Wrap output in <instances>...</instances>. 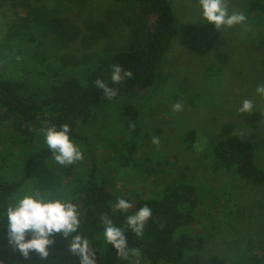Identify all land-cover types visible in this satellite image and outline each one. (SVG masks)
I'll use <instances>...</instances> for the list:
<instances>
[{"label":"rangeland","instance_id":"rangeland-1","mask_svg":"<svg viewBox=\"0 0 264 264\" xmlns=\"http://www.w3.org/2000/svg\"><path fill=\"white\" fill-rule=\"evenodd\" d=\"M170 1L180 32L189 35L204 22L198 0ZM251 2L227 0L229 11L243 12L247 20L222 28L220 39L206 54L175 40L157 70V83L128 98L140 112L143 143L137 157L145 151L160 152L169 160L165 173L142 184L133 182L130 172H139L134 165L130 172L114 170L126 139L120 118L112 111L114 101L88 121L99 166L111 169L112 185L130 198L157 196L182 180L200 187L197 217L208 238L207 252L233 264L244 260L246 252L252 257L264 240V184L252 185L213 170L205 150L222 137L239 134L253 142L264 167V96L256 93L264 83V20L250 11ZM150 22L148 0H0V77L5 72L35 90H47L66 72L84 77L98 59L141 47ZM244 99L253 101L252 112H239ZM177 103L182 105L179 111L174 108ZM5 127L0 121V155L10 146L1 135ZM191 130L196 141L188 147L184 137ZM51 156L45 167L55 163ZM20 157L9 158L11 163L1 173L11 170ZM40 178L41 186L52 181ZM31 181L26 188L35 189V174ZM51 185V195L56 196L64 183Z\"/></svg>","mask_w":264,"mask_h":264},{"label":"trees","instance_id":"trees-1","mask_svg":"<svg viewBox=\"0 0 264 264\" xmlns=\"http://www.w3.org/2000/svg\"><path fill=\"white\" fill-rule=\"evenodd\" d=\"M249 9L259 20H264V0H252ZM148 11L151 22L144 44L98 59L90 65L84 77L66 72L53 79L47 90H35L23 81L7 77L5 72L0 77V121L7 128L1 135L10 144L3 152L7 155H0V169L11 163L9 158L21 156L11 165V170L3 173L0 170V213L16 193L32 183L31 178L35 174V188L39 191L50 187L51 194V183H64L57 188L56 195L69 199L79 207V231L96 250V264H128L117 255L113 246L103 241L100 218L109 217L118 226L126 227V216L145 205L151 208L152 215L143 235L136 236L130 230L125 233L129 246L141 251V256L134 258L139 259L140 264H233L218 253L207 252L208 238L197 217L202 195L200 187L182 180L157 196L141 195L132 199L112 185L111 169L99 166L90 141L88 121L104 104L114 101L111 110L117 112L126 137L115 158L117 166L114 170L130 172L128 170L134 165L139 172H130L133 182L144 184L147 179L165 173L169 165L168 157L160 152L149 154L145 151L137 157L143 143L140 112L128 98L139 96L140 91L148 90L157 83V70L175 40L188 44L198 54H206L220 39L222 29L217 30L202 22L185 35L178 29L177 14L170 0H148ZM50 22L55 23L53 20ZM32 36L34 33H30L31 41ZM15 60V63L20 62L18 58ZM113 65H120L132 76L114 84L111 81ZM97 79L105 80L116 89V95L110 100L105 98L103 90L95 86ZM46 121L57 126L63 123L71 126L72 135L84 152L82 161L68 166L53 163L50 168L45 167L46 162L43 165L52 155L39 131ZM195 137V130L186 132L184 139L188 147L194 145ZM205 156L215 171L228 172L252 185L264 184V167L257 160L256 148L251 140L239 134L216 140L205 150ZM40 177H48L52 181L47 186H41ZM118 197L131 202L132 207L127 213L113 211ZM50 248L52 251L46 260H40L35 251L25 257L9 242L7 227L0 217V260L4 264H79L78 258L68 251V241L60 234H54V243ZM250 253L246 252V258L235 264H264V240L252 257Z\"/></svg>","mask_w":264,"mask_h":264},{"label":"clouds","instance_id":"clouds-1","mask_svg":"<svg viewBox=\"0 0 264 264\" xmlns=\"http://www.w3.org/2000/svg\"><path fill=\"white\" fill-rule=\"evenodd\" d=\"M201 19L208 25L220 30L244 24L247 17L243 12L229 11L227 0H198ZM132 73L122 69L120 65H113L111 81L118 84L124 78H130ZM95 86L103 90L104 97L111 99L116 95V89L109 86L103 79H97ZM256 93L264 96V83L256 88ZM179 111L182 105H174ZM253 101L244 99L239 112H252ZM44 144L55 163L61 166L74 165L84 159V152L72 135L71 126L63 123L57 126L45 122L40 128ZM155 143L158 141L154 140ZM31 188L21 189L0 213L3 225H6L9 242L25 257L35 251L40 260H46L54 243V234H60L68 241V251L78 258L79 264H96L93 245L90 240L79 231L81 227V211L79 207L63 196L45 194L43 191ZM132 207L131 202L123 197H118L113 205V211L127 213ZM152 215V210L145 205L126 216V227L118 226L114 221L102 216L100 224L103 226V241L114 247L118 256L128 261V264H140L141 251L130 247L126 237V230L136 236H142L145 225ZM30 235V238L29 237ZM0 264H4L0 260Z\"/></svg>","mask_w":264,"mask_h":264}]
</instances>
